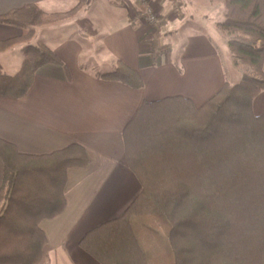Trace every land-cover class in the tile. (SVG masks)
<instances>
[{
  "label": "trees",
  "instance_id": "trees-1",
  "mask_svg": "<svg viewBox=\"0 0 264 264\" xmlns=\"http://www.w3.org/2000/svg\"><path fill=\"white\" fill-rule=\"evenodd\" d=\"M85 1L60 13L28 4L0 15V24L22 30L0 41V53L20 47L24 55L15 75L0 67V97H24L44 65L67 70L33 38L38 27L74 18ZM223 6L216 26L244 72L200 107L181 96L141 103L122 134L139 193L79 241L99 264H264V113L252 110L264 91V0ZM97 77L143 87L121 61ZM0 160V264H44L40 223L64 210L68 170L87 167L91 156L80 144L27 155L0 139Z\"/></svg>",
  "mask_w": 264,
  "mask_h": 264
},
{
  "label": "crops",
  "instance_id": "crops-1",
  "mask_svg": "<svg viewBox=\"0 0 264 264\" xmlns=\"http://www.w3.org/2000/svg\"><path fill=\"white\" fill-rule=\"evenodd\" d=\"M223 2L86 0L74 18L36 28L33 43L49 47L67 70L44 65L24 97H0V139L27 155L80 144L91 156L87 167L68 170L64 210L40 223L46 236L44 264H99L79 241L90 229L118 217L139 193L125 160L122 134L143 101L181 96L200 107L228 81L213 47L228 48V38L216 26L224 18ZM76 3L0 0V15L28 4L60 13ZM145 5L160 16L155 28L142 19ZM188 18L196 28L186 33L183 50L175 51L171 37ZM21 33L16 26L0 24V41ZM23 60L20 47L0 53V67L9 76ZM117 61L137 72L141 89L98 78L93 71L96 64L111 69ZM252 110L264 113V91L253 100ZM3 171L0 160V186Z\"/></svg>",
  "mask_w": 264,
  "mask_h": 264
},
{
  "label": "rangeland",
  "instance_id": "rangeland-1",
  "mask_svg": "<svg viewBox=\"0 0 264 264\" xmlns=\"http://www.w3.org/2000/svg\"><path fill=\"white\" fill-rule=\"evenodd\" d=\"M154 12L156 13L155 9H154ZM157 15L159 16V14H157ZM159 18H160V16H159ZM180 26L181 27H179V30L177 32H174V35L171 37L175 51L183 50L184 45L188 41V38H186L185 36L187 34H189L190 28H193V29L196 28L195 24L191 23L189 18L185 19V21L182 24H180ZM97 46H98V43H97ZM217 46L214 45L213 47H214L215 51L222 58L224 68H225V71L227 74V79L230 83H234L233 81H235L234 79H235L236 75L241 77L242 73L244 72V68L243 67L240 68L239 66H236L234 64V61L232 59L230 52L228 51V48H222V47H219V46L217 47ZM96 48H99V47H96ZM101 64H105V63H101ZM91 65L92 66H90V67H93L94 64H91ZM108 70L109 69L106 68V66L100 65V64H96L93 68V71H95L97 73L106 72ZM239 80H240V78H239Z\"/></svg>",
  "mask_w": 264,
  "mask_h": 264
},
{
  "label": "built area",
  "instance_id": "built-area-1",
  "mask_svg": "<svg viewBox=\"0 0 264 264\" xmlns=\"http://www.w3.org/2000/svg\"><path fill=\"white\" fill-rule=\"evenodd\" d=\"M143 4H146L147 0H140ZM142 19L148 24L151 25L153 28L158 26L159 24V16L154 12V10L145 5L141 11Z\"/></svg>",
  "mask_w": 264,
  "mask_h": 264
}]
</instances>
